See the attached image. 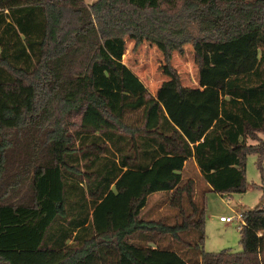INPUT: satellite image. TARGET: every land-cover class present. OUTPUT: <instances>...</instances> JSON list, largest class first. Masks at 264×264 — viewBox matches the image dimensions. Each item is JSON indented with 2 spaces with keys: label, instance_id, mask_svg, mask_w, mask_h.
Listing matches in <instances>:
<instances>
[{
  "label": "trees",
  "instance_id": "trees-1",
  "mask_svg": "<svg viewBox=\"0 0 264 264\" xmlns=\"http://www.w3.org/2000/svg\"><path fill=\"white\" fill-rule=\"evenodd\" d=\"M125 38L162 52L154 96ZM186 44L197 87L170 65ZM258 133L264 0H0V264H264V206L241 211L240 252H206L204 192L183 178L193 159L206 190L245 192ZM153 193L174 223L141 217Z\"/></svg>",
  "mask_w": 264,
  "mask_h": 264
},
{
  "label": "rangeland",
  "instance_id": "rangeland-1",
  "mask_svg": "<svg viewBox=\"0 0 264 264\" xmlns=\"http://www.w3.org/2000/svg\"><path fill=\"white\" fill-rule=\"evenodd\" d=\"M89 5L96 0H83ZM189 33L194 38L204 36L196 23L188 22ZM133 41L125 38L126 51L122 57L123 63L130 68L132 72L145 85L150 95L154 96L158 87L167 76L163 72L164 57L156 45L144 41L134 48ZM170 65L177 71L180 82L183 86H198V68L194 62V52L190 44L183 47V53L173 51L171 53ZM257 141L249 140L248 143L256 146L258 149L260 143L264 141V133H258ZM257 155L250 153L245 159V182L246 191L243 193H217L206 190L207 186L199 174L196 172L192 161L187 162V167L183 172L184 179L194 181L196 198L200 199L204 192L206 201V218H205V239L203 249L206 252H220L228 249L232 252H240L242 245L240 242L239 222L235 220L232 223H223L219 220L220 216H235L244 209H253L264 206V171L261 174L256 165ZM264 167V161H263ZM10 171H7L5 177H8ZM5 183V178L2 180ZM176 211L168 206V198L164 193H153L148 197L147 204L141 212V217L145 219L163 220L167 223H174ZM183 239H187L191 244L195 243L197 233L191 231L182 234ZM165 237L161 239L159 245L176 251L177 253H189L191 259L195 258L196 251L193 248H187L180 243L169 240ZM132 240L147 244L146 240L134 236ZM149 244V243H148ZM152 245V244H151Z\"/></svg>",
  "mask_w": 264,
  "mask_h": 264
},
{
  "label": "built area",
  "instance_id": "built-area-1",
  "mask_svg": "<svg viewBox=\"0 0 264 264\" xmlns=\"http://www.w3.org/2000/svg\"><path fill=\"white\" fill-rule=\"evenodd\" d=\"M219 220L221 222H225V223H232L235 220H237L239 222V227H241V225L243 224V219H242V216H241V212L237 213L235 216H232V215L231 216H220Z\"/></svg>",
  "mask_w": 264,
  "mask_h": 264
},
{
  "label": "crops",
  "instance_id": "crops-1",
  "mask_svg": "<svg viewBox=\"0 0 264 264\" xmlns=\"http://www.w3.org/2000/svg\"><path fill=\"white\" fill-rule=\"evenodd\" d=\"M190 161H192V163H193V165H194V167H195L196 172L199 173L198 168H197V166H196L195 163H194V160L191 159ZM223 223H225V222H223Z\"/></svg>",
  "mask_w": 264,
  "mask_h": 264
}]
</instances>
